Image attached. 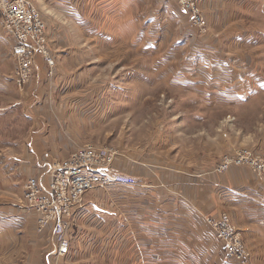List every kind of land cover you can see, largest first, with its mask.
<instances>
[{"label":"crops","instance_id":"obj_1","mask_svg":"<svg viewBox=\"0 0 264 264\" xmlns=\"http://www.w3.org/2000/svg\"><path fill=\"white\" fill-rule=\"evenodd\" d=\"M55 3V6L61 8L58 12L54 8H47L53 14L47 18L48 35L56 57L54 75H49L43 59H36L33 78L24 92H21L24 112L29 121H33L28 144L36 170L35 174L29 175L26 167L22 169L24 165L32 162H28L29 158L13 156L15 161H12V157V160L6 162L3 155L0 158V184L10 192L21 188L16 187L17 183L10 184L6 178H13L18 174L21 177H35L43 187H47L54 163L68 157L77 146L87 142L94 144V141H86L84 138L83 122L85 120L87 123L86 115L88 114L90 119L93 117L97 122L107 110L117 113L113 109L117 108L113 98L117 99L128 93L112 90L110 94L113 97L110 98V94H106L104 90L97 93L96 89H92L91 93H85L78 89L88 77L86 67L89 61L84 53L97 48L96 43L85 42L87 35H94L93 27L98 28L99 34L112 35L108 43L101 44L108 46V49L117 48L125 40L131 44L135 43L138 35H141L138 47L142 50L144 48L146 52H151L150 48L156 47L159 53L160 50L187 42L185 38L179 41L182 31H175L185 24L186 14L180 8L184 20L180 19L174 12L175 7L169 11L166 9L165 0L49 2L50 5ZM234 3L238 6L237 2ZM33 4L37 7V4L42 5L41 1ZM215 6L213 1L202 5L208 24L205 31L213 36L224 34V37L220 35L222 38L219 36L223 46L235 47L233 43L237 45L238 42L234 40V35L238 33V36H243V30H236L235 34L231 31L232 24H239L233 22L237 20V11H219L215 20ZM172 28H175V42H167L166 37L170 35ZM213 36L201 37V41L199 37V43L192 46L194 56L203 52L204 59L212 56V60L205 62L199 57L201 61H198L194 57L195 62L197 65L201 63L211 66L210 69L214 71L227 64L229 68L232 67L231 73L204 75L181 71L179 74H173V80L183 79L196 88L206 85V89H203L206 94L210 93L208 89L213 81L223 82L228 79L234 84L250 81L247 75L251 72L240 73V69L247 63L250 64L251 60L253 64V58L248 60L245 55H237L234 63L225 60L219 53L220 40ZM189 41L193 42L192 39ZM13 42V37L4 28L0 15V92L8 91L17 85L12 75L15 64L11 57ZM221 51L225 53V50ZM88 72L93 73L91 68ZM256 78L260 80L262 77ZM219 92L222 91L217 89L216 93ZM210 95L214 98L213 92ZM128 97L133 101L132 92ZM224 97L227 96L222 98ZM58 103L59 106H56ZM105 103L108 106L105 107ZM202 162L204 163L195 168V171L182 167L175 169V173L150 169L143 172V178H154L156 175L158 182L165 185L153 186L148 185V182L146 186L132 185L122 189L116 187L120 191L113 187L88 191L84 202L75 210L67 227L69 249L64 255L58 254L53 225L43 232L37 231V215L26 206L23 189L19 202L0 205V264H235L227 262L222 241L203 218L215 216L224 209L230 211V208L231 217L235 224L237 223L236 226L239 225L243 230L247 242L260 244L255 247L254 257L264 261V200H257L263 192L260 186L261 178L239 168L215 175L209 168L210 161L206 155H202ZM128 174L136 175L133 171ZM170 176L173 177L172 185L167 181ZM244 202L249 205L243 206ZM152 204H155V207H152ZM244 211L247 215L246 221L243 220ZM245 222L249 225H245ZM252 234H259L260 238ZM122 240H125L126 248L112 247V242ZM257 261L253 263L257 264Z\"/></svg>","mask_w":264,"mask_h":264},{"label":"rangeland","instance_id":"obj_2","mask_svg":"<svg viewBox=\"0 0 264 264\" xmlns=\"http://www.w3.org/2000/svg\"><path fill=\"white\" fill-rule=\"evenodd\" d=\"M37 1L42 3V5L37 4L38 7L34 5L44 17L48 34L49 20L47 16L53 14L47 8H54L57 12L61 8L55 6L56 3L54 5L49 4V2L56 0H31L32 3ZM207 1H213L216 4L213 9L215 20L219 16V11H237V20L235 19L233 22L236 21L239 24L238 26L232 24L231 31L243 30V36H238V33L234 35V40L238 42L237 45H235V42L233 43L235 47L223 46L222 39H219L222 33L217 36L207 34L205 30L208 28V24H206L205 30H202L191 25L187 17L184 20L182 9L180 10V6L175 0H165L166 9L169 11L175 7L174 12L178 14L176 16L184 20L185 24L181 23L182 27L179 30L172 28L170 35L166 37V41L175 42L176 33L174 30L177 32L182 31V38L179 41L185 38L187 40L186 44H177L173 48L160 50L159 53L156 51V47H151V52H146L144 48L143 51L138 47V43L141 42V35H138L135 43L131 44L125 40L117 48L108 49V46H102L101 44L108 43L112 35L99 34L97 27H93L94 35H91L92 37L87 35L88 39L85 42L96 43L97 48L83 52L89 61L86 67L88 77L78 89L85 91V93L88 91L91 93L92 89H96L97 93L104 90L105 93L110 94V91L116 89L121 93L126 91L128 93L117 97V99L113 98L117 103V108L113 109L117 113L107 110L97 122L93 117L90 119L88 114L86 115L87 123L85 120L83 122L84 138L86 141H94V145H106L115 148L118 151V156H116L112 168L127 174L133 171L136 174L133 177L137 181L133 186H146L148 182V185L153 186L165 185L158 182L156 175L154 178H143V172L150 169L153 171L168 170L175 173V169L182 167L189 171H195V168H199L204 163L202 162V155H206L209 159V168L215 175L226 173L234 168L246 169L251 174H255L248 166L233 164L224 171H217V167L226 155L235 154L241 149H249L254 153H264V0H206L205 2ZM234 2H237L238 6ZM152 6L153 3L151 2ZM207 35L220 40L219 47L225 50V53L223 54L220 48L219 53L224 56L225 60L234 63L237 55H245L248 60H251L252 57L254 62L252 64L251 60L250 64L247 63L245 67L242 66L243 68L240 69V73L251 72L247 75L250 77V81L234 84L225 79L226 81L223 82H211L208 91L213 92L214 98L210 97V93L206 94L203 91V89H206V85L203 88H199L200 86L196 88V86L189 85L190 83L183 79L181 81L178 78L173 80V76L181 71L184 73H202L204 75L231 73L232 67L229 68L227 64L222 68H217L216 71L210 69L211 66L201 65V63L198 66L196 64L195 61L199 57H205V55L200 51L199 54L202 55L194 56L192 46L199 43L197 38L200 37L201 41V37ZM221 36L224 37V34ZM190 39L193 42L189 41ZM60 40L62 39L60 38ZM154 50L156 52H153ZM51 51L53 52L52 47ZM191 60H194V62ZM204 60L205 62L212 60V56L203 58ZM198 61H201V59H198ZM162 62L164 65H162ZM90 68L93 73L88 72ZM198 69L200 70L197 71ZM259 76L262 77L260 80L256 78ZM73 78L77 80L76 76ZM25 88L21 89L18 85H15L8 91L0 92V158L4 155L6 162L12 160L13 156L16 158L18 156L25 159L29 158L28 162L33 160V157L30 156L31 152L28 144L33 121H29L25 114L24 102L21 98V92H24ZM217 89L222 92L216 93ZM131 92L134 95L133 101H130L128 97ZM221 95L227 97L222 98ZM112 97L113 95L110 94V98ZM56 106H59V103ZM106 106L108 104L105 103ZM34 131L36 132V129ZM86 144H92V142L83 145ZM12 161H15V159ZM25 167L28 169L27 174H35L36 169L33 167V161L24 165L22 169L24 170ZM29 175L21 177L18 174L13 178H6L7 182L12 185L17 183L16 187L21 188L16 192H10L6 188L3 189L0 184V205L20 201L23 196L24 184ZM256 177L261 178L262 183H260V186L263 190L257 200L263 201L264 179L262 178L264 177L257 175ZM19 179L20 181H18ZM172 180V176L167 177V181H170L171 185ZM110 187L122 189V187L129 186L117 184ZM100 189L105 190V188ZM116 191L120 190L116 189ZM248 205L246 202L243 204L245 207ZM152 207H155V204H152ZM230 211H232L231 208ZM230 211L224 209V211L212 217L219 216L221 213H227L231 217ZM244 216L243 220L246 221L245 211ZM71 217L67 218L68 223H70ZM207 217H203L205 221ZM232 221L235 224L233 219ZM245 225H249V223L245 222ZM237 229L250 252L251 259L248 264H254L257 260V264H264L263 259L254 257V250L258 243L250 244L247 242L241 227L239 226ZM255 236L259 237V234ZM253 239L255 238L253 237ZM56 241L58 250L59 241L57 236ZM111 245L121 249L126 248L127 244L125 240H122L112 242Z\"/></svg>","mask_w":264,"mask_h":264},{"label":"built area","instance_id":"obj_3","mask_svg":"<svg viewBox=\"0 0 264 264\" xmlns=\"http://www.w3.org/2000/svg\"><path fill=\"white\" fill-rule=\"evenodd\" d=\"M206 0H175L186 14L191 25L202 30L206 28V18L202 5ZM0 15L4 28L9 31L14 42L11 57L14 60L13 79L24 89L33 78L36 59H43L53 76L56 57L51 51L47 25L41 11L31 0H0ZM118 151L106 145L86 144L77 147L68 157L53 164L47 187H43L35 177H29L24 184V201L35 211L37 231L43 232L53 225L58 237V254L67 253L66 238L68 217L84 202V195L95 188L112 185L132 186L136 179L116 171L113 162ZM248 166L260 177H264V153H254L249 149L238 150L226 155L219 163L217 171L227 170L231 165ZM208 225L224 245V257L229 263L248 264L250 252L239 230L227 213L206 218Z\"/></svg>","mask_w":264,"mask_h":264}]
</instances>
